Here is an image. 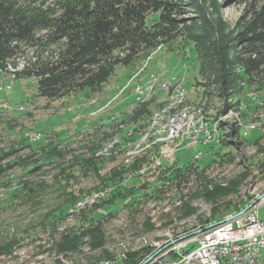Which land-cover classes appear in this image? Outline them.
<instances>
[{"label": "rangeland", "instance_id": "374dc122", "mask_svg": "<svg viewBox=\"0 0 264 264\" xmlns=\"http://www.w3.org/2000/svg\"><path fill=\"white\" fill-rule=\"evenodd\" d=\"M183 2L179 34L145 62L118 66L99 91L49 100L37 95L32 79L16 78L11 66L0 69V264H148L155 257L178 262L180 255L165 253L167 247L197 230L246 206L257 205L264 217V131L248 127L264 122V78L238 76L228 35L244 5ZM150 73L182 79L187 101L200 104L209 121L220 120L216 143L191 145L186 138L129 145L141 138L139 125L147 121L144 114L134 121L135 111L149 103L151 113L162 98L155 89L146 102L135 100L134 87ZM5 102L13 108H3ZM130 129L135 133L128 140ZM114 140L111 153L96 154ZM47 143L62 155H41ZM31 150L39 155L36 163L6 165ZM230 183V192L206 199L207 191ZM130 187L132 194L122 193ZM118 190L125 196L112 200ZM105 191L99 202L70 211L80 199ZM70 195L75 199L66 203ZM65 237L75 238L73 249L59 250ZM260 258L264 264V250Z\"/></svg>", "mask_w": 264, "mask_h": 264}, {"label": "trees", "instance_id": "16d2710c", "mask_svg": "<svg viewBox=\"0 0 264 264\" xmlns=\"http://www.w3.org/2000/svg\"><path fill=\"white\" fill-rule=\"evenodd\" d=\"M240 2L243 12L228 32L234 44L232 63L239 67L238 76L264 78V0ZM184 7L183 0H0V69L11 66L16 78L32 79L37 95L49 100L84 89L99 91L118 66L143 63L157 46L173 40L179 34ZM193 51L197 53L196 45ZM19 62L21 69H15ZM148 105L135 111L134 121L142 114L149 118ZM40 152L46 157L62 155L50 143ZM38 158L37 151L31 150L6 165L25 166ZM231 186H216L206 192V199L227 194ZM134 191L130 187L122 193ZM122 193L116 191L111 199ZM74 199L70 195L65 202ZM73 239L65 237L59 250L73 249Z\"/></svg>", "mask_w": 264, "mask_h": 264}, {"label": "bare ground", "instance_id": "6f19581e", "mask_svg": "<svg viewBox=\"0 0 264 264\" xmlns=\"http://www.w3.org/2000/svg\"><path fill=\"white\" fill-rule=\"evenodd\" d=\"M147 83H150V85L144 86ZM177 85L180 88V91L176 93ZM141 86H144L142 92L139 93V95H136ZM155 89H158L161 92L162 98L158 100L159 101L157 103L158 106L152 109L149 118L146 119L147 121L145 125L139 131H137L138 132L137 134L141 135V138L139 140L134 139L131 141V143H129V145L132 144L133 149L143 148V146L146 147L148 144L151 145L153 143H157L161 141L167 143L168 141H173V140L179 141L180 139L185 140L186 138L187 141L190 140L191 142H193V143L188 142L191 145L198 143H202L206 145L209 143L211 144L212 141L216 143L217 138L219 137L218 121L220 120L217 118L216 120L214 118L212 119V121H209L206 115L204 114L205 111H203V108L202 106H200V104L191 103L187 101L182 79H179L176 76H171L169 78H162V77L160 78V74L150 73L145 80H143L141 83H138L134 87L133 94L135 96V100L138 102V104L146 102L148 98H151V93L155 91ZM260 116L262 121H264V114ZM254 117L256 118V116ZM182 118H186L187 126H190V130L177 129V133L166 135L164 131H171L172 122H175L176 120ZM259 122L261 121L257 119L255 120V123H251L248 127L255 129L264 127V122L262 124H259ZM121 125L122 124H120L119 126ZM200 126L202 128V136H200ZM262 131H264V129H262ZM133 133H135L134 129H130L128 133L124 135L125 136L124 138H127L129 140ZM39 136L40 134L34 135V137H39ZM114 141L115 142L108 143L99 150H97L96 154L111 153V151L117 144V141L116 140ZM182 143H184V141ZM105 194L106 191L95 193L94 195L91 196L89 195V197L87 196L85 199H80L74 204H80L86 200H87V204H82L76 206L75 208H70V211L73 212L74 210L76 211V209L78 210L80 208L85 207L86 205L90 206V204L92 203L94 204V202L97 203L99 202L98 200H100V198H102ZM221 221H216L214 222V224L221 223ZM94 264H105V262L103 263L96 262Z\"/></svg>", "mask_w": 264, "mask_h": 264}, {"label": "built area", "instance_id": "2783aa9c", "mask_svg": "<svg viewBox=\"0 0 264 264\" xmlns=\"http://www.w3.org/2000/svg\"><path fill=\"white\" fill-rule=\"evenodd\" d=\"M0 85L2 81L0 80ZM150 85V83L144 86ZM8 86V85H7ZM6 86V87H7ZM141 86L138 93L142 92ZM180 91L176 86V93ZM133 96V95H132ZM6 110L13 108L7 102L2 104ZM15 105L14 108H16ZM177 129L190 130L186 118L172 122L171 131H164L167 134L177 133ZM264 129V127L258 128ZM200 136L202 128L200 126ZM39 137H34L38 140ZM188 142H191L188 140ZM213 142V141H212ZM87 204V200L74 204L76 206ZM258 206L252 205L230 220H222L221 223L208 225L197 230L190 238L167 247L165 253L175 250L180 255L178 262L167 263L155 257L148 259V264H260V253L264 250V217L258 215ZM187 249V250H186ZM186 250L184 253L180 251Z\"/></svg>", "mask_w": 264, "mask_h": 264}, {"label": "water", "instance_id": "95a60500", "mask_svg": "<svg viewBox=\"0 0 264 264\" xmlns=\"http://www.w3.org/2000/svg\"><path fill=\"white\" fill-rule=\"evenodd\" d=\"M263 195H264V194H262L261 196H263ZM261 196H260V197H261ZM247 207H248V206H246L245 208H243L241 211H239V212H237V213H235V214H233V215H230V216L224 218V220H229V219H231V218H233V217L239 215L241 212H243L244 210H246Z\"/></svg>", "mask_w": 264, "mask_h": 264}, {"label": "crops", "instance_id": "0c3cea01", "mask_svg": "<svg viewBox=\"0 0 264 264\" xmlns=\"http://www.w3.org/2000/svg\"><path fill=\"white\" fill-rule=\"evenodd\" d=\"M119 86L121 87V86H123V85H121V84L118 83L116 87L119 88Z\"/></svg>", "mask_w": 264, "mask_h": 264}]
</instances>
